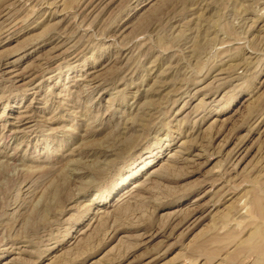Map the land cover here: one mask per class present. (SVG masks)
Returning <instances> with one entry per match:
<instances>
[{"label": "rangeland", "instance_id": "obj_1", "mask_svg": "<svg viewBox=\"0 0 264 264\" xmlns=\"http://www.w3.org/2000/svg\"><path fill=\"white\" fill-rule=\"evenodd\" d=\"M263 135L264 0H0V264H264Z\"/></svg>", "mask_w": 264, "mask_h": 264}, {"label": "bare ground", "instance_id": "obj_2", "mask_svg": "<svg viewBox=\"0 0 264 264\" xmlns=\"http://www.w3.org/2000/svg\"><path fill=\"white\" fill-rule=\"evenodd\" d=\"M11 73V72H10ZM15 74V73H14ZM24 109V108H23ZM22 116V115H21ZM19 119H21V118H19ZM262 120V119H261ZM18 121V120H17ZM20 121V120H19ZM23 122V121H22ZM17 123V122H16ZM259 125H260V123H259ZM260 127V126H259ZM19 129V128H18ZM14 134V133H13ZM264 136V135H263ZM239 144V143H238ZM244 144V143H243ZM243 144H241L239 147H238V150H241V151H243ZM246 144V143H245ZM237 150V149H236ZM243 154V153H242ZM238 155V154H237ZM255 195V194H254ZM253 198H255V197H253ZM252 198V199H253ZM253 207H254V209L259 213V215L262 217V218H264V205H262V203L260 202V200L258 199V198H255L253 201ZM263 204H264V202H263ZM257 213V214H258ZM264 221V220H263ZM262 224V223H261ZM263 225H264V223H263ZM262 226V225H261ZM260 226V227H261ZM260 227H258V228H256L252 233H251V235H250V237H249V240H250V242H251V245L252 246H249V247H253V249L255 250L256 249V251H257V253L259 252L260 254L262 253H264V228L263 229H260ZM261 243H260V242ZM244 242V241H243ZM258 243H260V244H258ZM250 244V243H249ZM241 247L239 246V249H240ZM248 248V247H247ZM234 249V248H233ZM244 249V248H243ZM235 250H236V248H235ZM238 250V249H237ZM245 250V249H244ZM248 250V249H247ZM234 253V252H233ZM256 253V254H257ZM231 254H232V252L231 253H229V255H228V257L229 256H231ZM238 254V253H237ZM262 254H261V256H262ZM227 256V255H226ZM229 258H232V256L231 257H229ZM228 259V258H227ZM261 259V258H260Z\"/></svg>", "mask_w": 264, "mask_h": 264}]
</instances>
